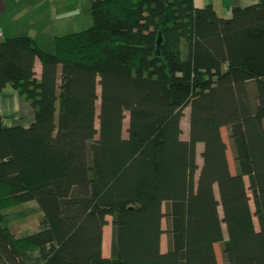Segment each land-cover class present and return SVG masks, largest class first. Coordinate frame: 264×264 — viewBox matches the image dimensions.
<instances>
[{
	"label": "trees",
	"instance_id": "trees-1",
	"mask_svg": "<svg viewBox=\"0 0 264 264\" xmlns=\"http://www.w3.org/2000/svg\"><path fill=\"white\" fill-rule=\"evenodd\" d=\"M91 14L54 54L0 39V94L35 112L0 115V264H264V0L229 18L194 0ZM33 201L40 230L19 237L7 209Z\"/></svg>",
	"mask_w": 264,
	"mask_h": 264
},
{
	"label": "rangeland",
	"instance_id": "rangeland-1",
	"mask_svg": "<svg viewBox=\"0 0 264 264\" xmlns=\"http://www.w3.org/2000/svg\"><path fill=\"white\" fill-rule=\"evenodd\" d=\"M91 5L92 0H0V39L29 37L45 53L54 54V41L56 37L84 31L93 25ZM230 15L224 18H229ZM40 73L41 71L37 73L38 76ZM7 91L12 92L10 87ZM28 105L27 113L22 118L26 124L17 119L14 122L11 116L6 117L7 121L13 126H29L31 122L28 120L34 118L35 112L29 103ZM0 115H2L1 105ZM125 123L127 125L128 120ZM183 127L187 129L186 125ZM222 134L224 140L228 143L226 129H222ZM80 144L83 154L82 160L86 163L85 143L82 141ZM227 154L230 168L234 171V163L230 149ZM77 161V157L71 158L70 165L75 164ZM124 187V185H121L114 193L123 196ZM115 194L113 195L115 196ZM7 214V225L19 237H25L40 230L39 223L43 211L37 202L33 201L11 207L7 209ZM110 237L111 225L109 224L104 229L103 244L104 253L107 256L109 254ZM161 247L163 251L167 250V239L165 235L162 238ZM216 253L221 262L219 246H216ZM174 257L175 264H178L179 255L175 254Z\"/></svg>",
	"mask_w": 264,
	"mask_h": 264
},
{
	"label": "crops",
	"instance_id": "crops-1",
	"mask_svg": "<svg viewBox=\"0 0 264 264\" xmlns=\"http://www.w3.org/2000/svg\"><path fill=\"white\" fill-rule=\"evenodd\" d=\"M259 1L260 0H194L197 7L203 8L211 5L215 9L217 15L223 17L229 16L233 7H246ZM36 70L37 73L41 71V65L39 63L36 64ZM0 105L3 117L6 118L11 116L14 119V122L17 119L22 123H25V120H23L22 118L25 117L27 113V107H29V105L22 96L15 92L7 91L3 94H0ZM30 119L31 120L28 121L32 123L34 118Z\"/></svg>",
	"mask_w": 264,
	"mask_h": 264
},
{
	"label": "water",
	"instance_id": "water-1",
	"mask_svg": "<svg viewBox=\"0 0 264 264\" xmlns=\"http://www.w3.org/2000/svg\"><path fill=\"white\" fill-rule=\"evenodd\" d=\"M161 42H162V38L160 37L158 40V46H160Z\"/></svg>",
	"mask_w": 264,
	"mask_h": 264
}]
</instances>
